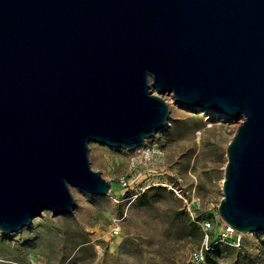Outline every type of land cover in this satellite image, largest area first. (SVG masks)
Listing matches in <instances>:
<instances>
[{
	"label": "water",
	"instance_id": "95a60500",
	"mask_svg": "<svg viewBox=\"0 0 264 264\" xmlns=\"http://www.w3.org/2000/svg\"><path fill=\"white\" fill-rule=\"evenodd\" d=\"M167 93L244 117L218 212L264 231V0H0V231L109 195L90 141L146 145Z\"/></svg>",
	"mask_w": 264,
	"mask_h": 264
},
{
	"label": "rangeland",
	"instance_id": "374dc122",
	"mask_svg": "<svg viewBox=\"0 0 264 264\" xmlns=\"http://www.w3.org/2000/svg\"><path fill=\"white\" fill-rule=\"evenodd\" d=\"M161 96L168 124L146 145L90 141L92 166L111 182L109 195L72 186V212L45 210L19 232L0 231V264H190L195 251L210 248L224 223L218 206L226 149L244 117H221L180 104L171 93ZM144 190L157 199L138 207ZM204 221L211 222L208 239ZM241 233L239 243L211 251L217 264H264V231Z\"/></svg>",
	"mask_w": 264,
	"mask_h": 264
},
{
	"label": "built area",
	"instance_id": "2783aa9c",
	"mask_svg": "<svg viewBox=\"0 0 264 264\" xmlns=\"http://www.w3.org/2000/svg\"><path fill=\"white\" fill-rule=\"evenodd\" d=\"M224 222V221H223ZM211 228L210 221L203 222V229L206 231V237L208 239V230ZM242 233L237 231L232 226L228 225L227 223H223L222 228L220 229L216 241L217 242H224L229 244H237L241 240ZM209 249V246H206V250ZM204 247L200 248L199 250L195 251L192 254V259L190 264H206V251Z\"/></svg>",
	"mask_w": 264,
	"mask_h": 264
},
{
	"label": "trees",
	"instance_id": "16d2710c",
	"mask_svg": "<svg viewBox=\"0 0 264 264\" xmlns=\"http://www.w3.org/2000/svg\"><path fill=\"white\" fill-rule=\"evenodd\" d=\"M156 199L157 196H152L149 190H144L140 193V195L137 196L135 203L138 207H143L150 204L152 201ZM192 225L194 226L196 225V223H192ZM222 243L224 242H217V243L212 242L210 248L205 251L207 264H217V255H213L211 251L215 250L216 254H218L217 251Z\"/></svg>",
	"mask_w": 264,
	"mask_h": 264
}]
</instances>
